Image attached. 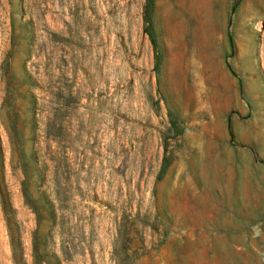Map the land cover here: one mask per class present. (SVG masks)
I'll return each instance as SVG.
<instances>
[{
    "label": "rangeland",
    "instance_id": "1",
    "mask_svg": "<svg viewBox=\"0 0 264 264\" xmlns=\"http://www.w3.org/2000/svg\"><path fill=\"white\" fill-rule=\"evenodd\" d=\"M146 4L0 0V264H264V0Z\"/></svg>",
    "mask_w": 264,
    "mask_h": 264
},
{
    "label": "trees",
    "instance_id": "2",
    "mask_svg": "<svg viewBox=\"0 0 264 264\" xmlns=\"http://www.w3.org/2000/svg\"><path fill=\"white\" fill-rule=\"evenodd\" d=\"M154 3H155V0H147L146 11L149 15H151L153 12ZM151 39H152V43L156 46L157 45L156 40L152 32H151ZM156 58H157V61H156V68H157L160 63V54L158 52H156Z\"/></svg>",
    "mask_w": 264,
    "mask_h": 264
}]
</instances>
